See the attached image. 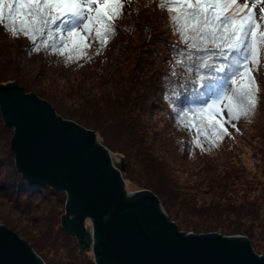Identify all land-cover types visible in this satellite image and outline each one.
Returning a JSON list of instances; mask_svg holds the SVG:
<instances>
[{
  "label": "trees",
  "instance_id": "trees-1",
  "mask_svg": "<svg viewBox=\"0 0 264 264\" xmlns=\"http://www.w3.org/2000/svg\"><path fill=\"white\" fill-rule=\"evenodd\" d=\"M145 4L146 0H131L124 8L123 18L116 23L118 34L108 44L103 54L94 55L91 62L85 63L81 60L70 66L64 65L63 58L55 54H47L43 48L39 53L30 54L31 44L27 38H12L0 26V50L4 51L3 55H0V84L4 86L14 83L21 87L24 93L37 95L52 105L57 115L65 120L72 119L89 131L90 140L99 139L112 155L123 157L126 166L124 165V168L119 166V170L126 187L129 188L128 181H131L129 174H134L141 188L149 189L158 197L162 208L168 214V220L173 221L179 230L195 233L218 232L228 236L245 235L250 240L254 252L263 254L264 250L259 249L257 244L255 246L251 244L257 239V229L264 235V221L261 219H264V201L261 199V194L252 197L253 193L259 190L258 186L264 188V180L262 178L258 180V176L249 179L247 188L251 192L252 199L245 200L246 206L237 205L235 202L236 206L226 205L225 202L219 204L214 202L216 204L212 205V208L213 202L203 206L209 205L208 210L198 213L205 214L204 219H208V223L201 230L179 224L177 215L172 213L170 197L177 199L179 207L185 204L184 201L180 202L179 198L184 197L186 193L178 187V184L176 185L181 175L179 170L181 165L185 171L188 170V165L192 166L190 172L196 173L194 176L199 179L198 182H205L208 188L219 184L218 187L227 190L228 182L233 184L231 180L236 181L237 176L230 173L231 171L235 173L233 169L216 173L211 171L215 170L212 168L208 175L201 177L199 173L201 168H196V163L192 161L206 151L204 148L212 144L219 145L225 139L233 142V131L238 128L242 118L232 122L235 128L231 124L224 125L230 135H224L220 125L213 127L209 123L206 118L209 113L190 117L191 130L178 125V114L182 110L203 106L199 101L206 97L204 90L194 84V74L185 73L177 68L179 74L171 75L174 53L170 49L173 46L179 49L183 45L169 26L167 11L161 10L155 2L149 7ZM136 8H139L138 13L134 11ZM120 20L125 21L120 24ZM128 27H132L133 30L125 31L124 29ZM121 37H125V42H128L129 50L126 54L117 50L120 47ZM108 51L115 58L107 57ZM94 52L95 47L90 50V54ZM20 54L26 62L19 58ZM67 54L66 51L65 55ZM79 64L82 66H78ZM35 65L40 67L36 75L43 74L42 77L48 78L46 86L35 77L33 80L30 79ZM261 65L254 73L259 86V103L255 112L264 102L262 99L264 60L261 61ZM26 73L29 75H25ZM97 92L100 97L95 95L97 98H94ZM212 98H207V102H211ZM62 101L67 103L68 107L76 106L77 109L80 108L79 105H85L88 111L82 110L83 113L87 112V116L93 114L94 118L84 119L71 114L61 107ZM99 102L103 109L99 107L89 109L92 104L99 105ZM220 118V116L216 117L218 120ZM197 128L200 129V134L197 133ZM261 128V133L264 135V126ZM11 133L12 128L5 126L0 114V203L4 204V207H7L16 218L18 213L21 218L37 224L40 219L38 212L46 209L47 201L52 197L55 201L53 208L56 210H53V214L49 216V222L43 233L48 242L47 247L54 246L57 241V231L55 229L53 231L55 224L63 233L62 238L67 239L66 257L69 255L76 257L78 264L80 262L78 257H86L89 252L82 249L77 237L70 235L61 225V217L64 213L62 206L66 201L64 191H55L47 185L27 182L20 176L14 167L13 152L8 145ZM220 136L224 138L221 140ZM262 152L264 154V149ZM262 171L264 174V168ZM221 193L220 198L224 199ZM192 212L194 213V210ZM41 220L45 221L46 218L42 217ZM256 220L257 222L261 220L260 224H256ZM7 225L13 228L11 222H7ZM23 237L34 252L49 264L45 254L35 246L33 240L25 235Z\"/></svg>",
  "mask_w": 264,
  "mask_h": 264
},
{
  "label": "water",
  "instance_id": "water-1",
  "mask_svg": "<svg viewBox=\"0 0 264 264\" xmlns=\"http://www.w3.org/2000/svg\"><path fill=\"white\" fill-rule=\"evenodd\" d=\"M0 114L13 128L8 145L20 176L66 193L61 225L70 235L80 240L90 223L95 264H264V254H256L244 235L179 230L148 190L127 201L110 153L37 95L14 83L0 85ZM0 264L46 263L0 224Z\"/></svg>",
  "mask_w": 264,
  "mask_h": 264
},
{
  "label": "snow or ice",
  "instance_id": "snow-or-ice-1",
  "mask_svg": "<svg viewBox=\"0 0 264 264\" xmlns=\"http://www.w3.org/2000/svg\"><path fill=\"white\" fill-rule=\"evenodd\" d=\"M130 2L0 0V26L12 38H27L30 54L43 48L47 54L63 58L65 66L81 60L87 63L94 55H102L118 34L116 23ZM153 2L167 11L169 26L183 45L170 49L174 53L171 75L179 74L177 68L194 74V84L206 97L199 101L203 106L182 110L178 125L191 130L190 117L209 113V123L220 125L224 135H230L224 125L235 128L232 122L254 114L259 103L254 73L264 60V23H260L264 21V0H146L145 6ZM134 11L138 13L139 8ZM93 47L95 52L90 54Z\"/></svg>",
  "mask_w": 264,
  "mask_h": 264
},
{
  "label": "rangeland",
  "instance_id": "rangeland-1",
  "mask_svg": "<svg viewBox=\"0 0 264 264\" xmlns=\"http://www.w3.org/2000/svg\"><path fill=\"white\" fill-rule=\"evenodd\" d=\"M260 6L261 5L257 6V15H259L258 8ZM124 21L125 20H120V24H123ZM127 22H129V20H127ZM119 43H120V47L117 48V50H119L122 54L128 53V50H129V48H127L128 42H125V37H121L119 39ZM125 44L126 46H124ZM3 53L4 51L0 50V55H3ZM106 54H107V57L112 56L111 58H115L113 57L112 53L111 54L109 53V51ZM19 58L22 61L26 62L24 57L21 54L19 55ZM38 71H40L39 65L33 66V74L31 75L30 79L33 80L34 79L33 77H35L37 81L41 82L43 85L46 86L48 84V78L42 77L43 74L36 75ZM25 75L28 76L29 74L26 73ZM95 78L100 79L99 77H95ZM98 94H99L98 92L95 93L94 98H97V97L99 98L100 95ZM95 95H97V97ZM262 99H264V91H262ZM98 104L99 105L92 104L89 107V109L96 108V107L102 108L100 106V102ZM60 105L61 107L66 109L68 112L78 117H81L84 119L86 118L88 119L90 117L92 119L94 118L92 117L93 114H91V116H87V112L83 113L82 110L88 111L85 105H79L80 107L79 109H77L76 106L74 108L72 106L68 107L67 103H65L64 101H62ZM261 108L258 109L257 112H254V114H252L251 116L241 119L240 123L238 124V128H237L238 131L237 129H234L233 131L234 132L232 136L234 139L233 142H230L229 140L225 139L221 141V143L217 146V148L208 146L207 148H204L206 149V151L201 156L194 158V160L192 161L196 163L195 165L196 168H201V170H199V173H201V177L208 175L212 168H215V170H211V171H214L216 173L221 172V171H228V170L231 171V169L235 170L236 174L233 173V171H231L230 173L237 176V179L236 181L231 180L233 184L228 182V185H227L228 192L226 189H222L223 187H218L219 184L216 186H211V188H208L207 186H205L204 184L205 182L203 181L198 182L199 179L194 176L196 173L190 172L192 171V168H193L192 166H189L187 163L188 170L185 171L183 170V167L181 165V169H179L181 171V175L177 179L176 185L178 184V187H181L182 188L181 190H184L186 193L183 195L184 197L179 198L180 202L184 201L185 204H181L182 207H179V204L176 201L177 199H174L172 197H170L169 199V203L172 205L171 210L173 209L172 213L177 215L176 216L177 222H179V224H183V226L194 227L196 229L201 230V228H203V226H205L208 223L207 222L208 219H204L205 214H201L198 212H206V210H208L207 207L209 205L207 207H203V206H206L209 202H213L211 204V208H212V205L216 204L214 202H217L218 204L225 202L226 205L231 204L230 206H236V204L240 206H246L245 200H250V198L252 199V197L255 194H261L262 195L261 199L264 201V188H261L260 186H258L259 190L254 192L252 197H250L251 192L248 191V188H247L248 182L250 181L249 179H251L253 176H258V180H262V179L264 180V174L262 171L264 168L263 167L264 154L262 152V150L264 149V145L262 146V144L264 143V135L261 133V130H262L261 127L264 126V122H263L264 102L261 105ZM71 121L78 124L76 121L72 119ZM7 132L9 134V131ZM12 133H13V128H12ZM12 133H11V136H12ZM95 144L101 146L103 149H106L99 142V139L95 140ZM110 155H111V160L113 161L114 166L118 168V170L120 166L119 163L121 161L125 165L126 162L123 157L118 156V155H112L111 153ZM193 172H197V170H193ZM134 176L135 175L132 173L129 174V177L132 182L128 181L129 188L126 187L128 191L130 192H136L140 190L150 191L149 189L141 188L139 182L136 180V178H134ZM207 180H208V176H207ZM142 182H145V180H142ZM221 191H224L223 193H227V194H223L221 193ZM190 192L193 194H191ZM194 192L196 193L194 194ZM220 193L222 194L224 199L220 198L221 197ZM66 198L67 197L65 193L64 199ZM156 198L158 199V197ZM47 202L48 203L46 205L47 206L46 209L38 212L40 219L38 220L37 224L33 222L31 223L28 220L24 219L23 217L21 218L20 217L21 215L18 213H16V216L20 219L16 218L14 214L11 213L7 209V207L6 208L4 207V204L0 203V224L6 226L7 228L15 232L23 240H25L23 235L32 239L33 242L35 243V246H37L41 250V252L45 254V258L47 262L49 261V264H60V262L61 264L63 263L76 264L77 262L76 257H70V255L66 257L67 253L65 250H67L68 242L66 241L67 239L65 240L62 238L63 233H61L57 229L55 224L53 226V231L54 229L57 231V236H58L57 241L53 244L54 246L47 247L48 242H46L44 238L45 235H43V233L45 232L47 224L49 222V216L53 214V210H56L53 208V204H55V201L53 200L52 197ZM65 202H63L62 210L65 207ZM195 207L199 209H196ZM49 208H50V212H49ZM192 210H194V213L192 212ZM163 211L165 212L164 209ZM165 214L168 217V214L166 212ZM42 217L46 218V220L45 221L41 220ZM229 219L233 221L236 220L235 218H229ZM261 219L262 221H264L263 218ZM258 221L260 222L261 220H258ZM7 222H11V224L13 225V228L12 227L10 228V226L7 225ZM259 222H257L256 220V224H260ZM84 226H85V229H84L85 234L82 237H80V240L78 239V237L77 239H78L80 247L88 251L89 255L86 257H82L78 255L80 257V258L78 257L80 261L78 264H95L94 257L92 254L93 238H92V233H91V226L87 220L85 221ZM256 231H257L256 232L257 239L253 241L251 244H253L254 246L257 244L259 249L264 250V238L262 237L264 235H262L261 231H259L258 229ZM49 236L50 235H48V237ZM62 239L64 240V242L62 241ZM48 241L50 242V240ZM258 247L257 248L255 247V248L258 249ZM263 254L261 253L260 255H263Z\"/></svg>",
  "mask_w": 264,
  "mask_h": 264
},
{
  "label": "bare ground",
  "instance_id": "bare-ground-1",
  "mask_svg": "<svg viewBox=\"0 0 264 264\" xmlns=\"http://www.w3.org/2000/svg\"><path fill=\"white\" fill-rule=\"evenodd\" d=\"M126 187V185H125ZM127 190V189H126ZM127 194H125V198L127 201L137 200L140 196L145 195V193L142 192H130L127 190Z\"/></svg>",
  "mask_w": 264,
  "mask_h": 264
}]
</instances>
